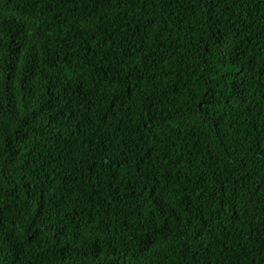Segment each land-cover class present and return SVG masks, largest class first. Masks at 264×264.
<instances>
[{
  "label": "trees",
  "instance_id": "16d2710c",
  "mask_svg": "<svg viewBox=\"0 0 264 264\" xmlns=\"http://www.w3.org/2000/svg\"><path fill=\"white\" fill-rule=\"evenodd\" d=\"M0 264H264V0H0Z\"/></svg>",
  "mask_w": 264,
  "mask_h": 264
}]
</instances>
